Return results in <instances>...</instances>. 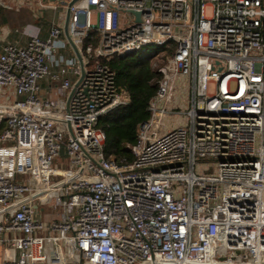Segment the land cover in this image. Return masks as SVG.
<instances>
[{"label": "built area", "instance_id": "2783aa9c", "mask_svg": "<svg viewBox=\"0 0 264 264\" xmlns=\"http://www.w3.org/2000/svg\"><path fill=\"white\" fill-rule=\"evenodd\" d=\"M70 2L30 0L33 34L0 45V264H264V0ZM148 49L162 78L116 162L103 61Z\"/></svg>", "mask_w": 264, "mask_h": 264}, {"label": "trees", "instance_id": "16d2710c", "mask_svg": "<svg viewBox=\"0 0 264 264\" xmlns=\"http://www.w3.org/2000/svg\"><path fill=\"white\" fill-rule=\"evenodd\" d=\"M5 22L0 19V25ZM132 56L103 61L115 73L117 85L128 92V104L100 117L97 123L105 135L106 156L116 162L133 161L127 146L136 143L139 125L150 118L148 106L162 78L159 67H152V61L137 62Z\"/></svg>", "mask_w": 264, "mask_h": 264}, {"label": "rangeland", "instance_id": "374dc122", "mask_svg": "<svg viewBox=\"0 0 264 264\" xmlns=\"http://www.w3.org/2000/svg\"><path fill=\"white\" fill-rule=\"evenodd\" d=\"M3 4L10 5L14 7L13 10H8L7 8L0 7V19H5L6 22L0 25V43L6 44L12 41H16V39H20V42L25 38L22 37L23 34L26 36L32 35L31 28L34 27V16L31 12L30 0H2ZM95 19V14H92V21ZM25 27L24 30H21V33L17 34L16 30ZM156 53L154 49H148L145 55L136 54L132 57L138 62L139 60L151 61L153 54ZM162 61V60H161ZM160 65V61H156L152 63V67L155 68ZM93 64H89L88 67L91 68ZM74 81V79H73ZM163 126H155V128H159L160 130L165 129V127H169V119L164 118L162 121ZM172 125H179V122H172ZM60 162L56 161L55 164L58 165ZM198 168L202 172L207 167V162H202L197 164ZM52 209V210H51ZM51 209H47L45 207V212L49 215V218L58 220L59 214L61 213V209L57 208V211L53 209L51 205Z\"/></svg>", "mask_w": 264, "mask_h": 264}, {"label": "water", "instance_id": "95a60500", "mask_svg": "<svg viewBox=\"0 0 264 264\" xmlns=\"http://www.w3.org/2000/svg\"><path fill=\"white\" fill-rule=\"evenodd\" d=\"M77 0H71L70 4H68L69 6L76 2ZM69 15H70V12H69V8L66 10V14H65V20H64V24H63V36H64V39L66 40L67 44L70 46V48L72 49L73 51V54L76 58V60L78 61V65H79V68H80V76L78 78V80L75 82L74 84V87L70 90L69 94H68V97H67V100H66V103H65V112H68V106H69V101H70V98L72 97V94L74 92V89L75 87L78 85V83L80 82V80L82 79L83 75H84V67H83V61H82V58H81V55L78 51V49L76 48L75 44L73 43V41L71 40L69 34H68V21H69ZM136 16H138L137 13H135ZM123 57H126V56H123ZM122 57V58H123ZM181 95H184V90H182L180 92ZM68 130L71 134V129L69 127V124H68ZM83 154L85 157H87V154L85 151H83ZM84 166V163L82 164V168ZM35 196L31 197L30 200L34 199ZM29 199H25L23 200L22 202H27ZM21 203V202H20ZM20 203H13L7 207H4L3 209L0 210V215L2 214H5L7 213L8 211L12 210L14 207H16L17 205H19Z\"/></svg>", "mask_w": 264, "mask_h": 264}, {"label": "crops", "instance_id": "0c3cea01", "mask_svg": "<svg viewBox=\"0 0 264 264\" xmlns=\"http://www.w3.org/2000/svg\"><path fill=\"white\" fill-rule=\"evenodd\" d=\"M21 30H22V29H19V31H21ZM31 30H32V33H33V29H32V28H31ZM25 35H26V34H23V35H22V37L25 38L23 41H21L22 44H25L26 41H27L28 38H29V36H26V37H25ZM16 40H17V39H16ZM19 40H20V39H19ZM0 45H3V44L0 43Z\"/></svg>", "mask_w": 264, "mask_h": 264}, {"label": "bare ground", "instance_id": "6f19581e", "mask_svg": "<svg viewBox=\"0 0 264 264\" xmlns=\"http://www.w3.org/2000/svg\"><path fill=\"white\" fill-rule=\"evenodd\" d=\"M174 102L177 103V104H179V105H181V101H180V99L178 97L175 98V101ZM161 126H163V125H161Z\"/></svg>", "mask_w": 264, "mask_h": 264}]
</instances>
